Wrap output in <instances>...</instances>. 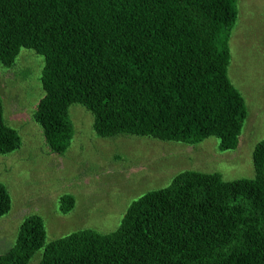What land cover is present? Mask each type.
I'll return each instance as SVG.
<instances>
[{
	"label": "trees",
	"instance_id": "obj_1",
	"mask_svg": "<svg viewBox=\"0 0 264 264\" xmlns=\"http://www.w3.org/2000/svg\"><path fill=\"white\" fill-rule=\"evenodd\" d=\"M234 0H0V65L21 49L42 58L31 120L47 150L68 148L71 105L91 115L101 139L145 138L194 146L208 138L236 149L246 116L230 84ZM19 147L2 118L0 155ZM251 179L181 171L130 203L108 234L72 232L45 243L41 219L18 226L0 264H264V139ZM70 195L58 211L73 208ZM10 200L0 185V217Z\"/></svg>",
	"mask_w": 264,
	"mask_h": 264
},
{
	"label": "rangeland",
	"instance_id": "obj_2",
	"mask_svg": "<svg viewBox=\"0 0 264 264\" xmlns=\"http://www.w3.org/2000/svg\"><path fill=\"white\" fill-rule=\"evenodd\" d=\"M236 20L228 39L226 76L243 100L246 116L236 149L219 152L208 138L194 146L117 136L98 138L91 115L77 105L67 110L68 148L51 154L31 114L41 97L42 58L21 49L11 67L0 65L2 118L19 138L17 150L0 155V185L10 200L0 217V254L14 243L21 221L38 216L45 243L72 232H113L131 202L166 187L181 171L216 173L223 181L251 179L250 155L264 139V0H234ZM74 205L61 215L58 198ZM41 251L30 264H36Z\"/></svg>",
	"mask_w": 264,
	"mask_h": 264
}]
</instances>
